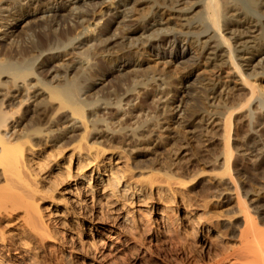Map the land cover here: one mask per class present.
Masks as SVG:
<instances>
[{
	"label": "bare ground",
	"instance_id": "6f19581e",
	"mask_svg": "<svg viewBox=\"0 0 264 264\" xmlns=\"http://www.w3.org/2000/svg\"><path fill=\"white\" fill-rule=\"evenodd\" d=\"M140 1L148 6L145 16H141L142 19L134 25L120 28L118 19L126 18ZM175 1L178 2L174 0L173 5L177 4ZM104 2L0 0V43L3 40L6 43V46L0 44V220L19 219L26 232L39 242L37 250L43 249L44 242L53 240L58 234H54L52 226L54 215L61 213V217L64 209L66 214H76L67 208L69 200L61 198V186L74 184L72 192H76L77 199L84 203L82 212H77L82 219L89 213L83 200L85 194L93 192V185L102 183L100 175L95 178L96 182L90 184L92 179L84 173L71 174L70 183L66 172H52L56 166L55 170H58V157L67 147L76 151L75 154L72 152L71 158L79 162L78 169H85L89 163L96 162L94 170L104 171L101 169H104V164L99 159L107 150L129 156L132 166L137 169L145 165L146 157L153 156L138 152L139 147L155 143L158 147L151 150L153 154L164 149L162 142H178L176 134L167 133L171 126L167 125L169 121H173L178 130L193 128L200 133L205 132L210 121L209 127H214L208 131V137L201 141V137L196 136L195 142L197 146L208 143L214 147L213 164L221 160L214 169L215 176L220 180L229 178L237 193L236 180L231 173L232 157L234 153L247 152L249 144L257 141L248 136L250 116L246 111L251 100H264V0H197L177 10L171 2V6H166L158 0H118L114 10L97 11L96 7ZM33 3L35 7L27 10L33 7ZM109 5H114L113 0ZM65 11L68 12L66 24V21L57 20L58 14ZM49 15L51 19L47 20ZM171 18L180 22L177 24L179 29L170 26ZM18 21L28 25L20 33L17 31L19 35L16 37L13 31H16ZM162 22L166 23L164 27H161ZM155 38L161 42L153 43ZM179 42L194 45L197 59L206 62L214 75L205 84L201 83V88L185 101L166 89L172 76L163 70H144V64L137 60L150 53L156 59L172 55L182 59L187 55L183 47L178 57L172 53ZM163 47H168L169 52L159 53ZM111 66L115 69H110ZM142 72L144 75L139 76L138 73ZM127 74L130 76L128 85L123 83L128 79H123ZM223 74L231 81L224 87L225 96L219 91ZM108 78L110 83L118 80L114 87L109 86L106 97L97 88H104L100 81L109 82ZM174 80L179 84L181 76ZM145 89L150 90L147 97L153 112L147 111L143 104H133ZM181 89L186 92L184 83ZM131 93L137 95L123 105V97ZM261 105L259 103L253 108L257 125L258 117L264 115ZM109 107H114L110 120L99 115ZM68 134L72 136L66 138ZM170 134L175 137L168 140ZM42 146L44 150L39 149ZM47 149L52 152L42 158L37 157L39 152L46 153ZM31 156L38 162H34ZM154 160L149 161V177L159 175L167 181L176 180L183 184L180 175L171 173L169 163L161 166L160 163L157 168L155 165L158 163L154 165ZM83 162L85 164H80ZM51 163L53 166L46 172ZM120 173H112L113 188L120 190V183L121 187L125 184V188H129L128 179ZM242 198L237 194L238 212L244 221V228L239 233L242 246L238 250H243L234 251L231 256L235 257V264H264V228L255 223L254 215ZM40 202L47 205L44 208L48 212L45 209L43 212L46 215L39 208ZM121 223L128 224L126 216L121 218ZM1 232L0 243L5 249L9 243ZM53 252L52 257H55ZM41 256H45L47 264L53 261L51 254ZM215 259L208 264H218L219 260ZM53 264H62V261L56 260Z\"/></svg>",
	"mask_w": 264,
	"mask_h": 264
},
{
	"label": "rangeland",
	"instance_id": "374dc122",
	"mask_svg": "<svg viewBox=\"0 0 264 264\" xmlns=\"http://www.w3.org/2000/svg\"><path fill=\"white\" fill-rule=\"evenodd\" d=\"M117 1L118 0H113L114 5L110 6L109 4L110 2L112 3V0H105L103 5L101 4L96 7V10L101 12H105L107 9L114 10ZM158 1L165 3L167 6L169 2L172 3L174 0ZM195 1L197 0H178V2L175 1L177 4H174V6L172 3V6L177 10L184 7L186 4L188 6L189 4L192 5ZM141 2L142 1H140V3ZM140 3L135 5L133 12L128 14L126 18L122 19L120 17L118 19L120 28L122 27L125 29L126 25H134L142 19L141 16H145L148 11V6L143 2L142 4ZM171 3L169 6H171ZM34 5L35 3L31 5L33 7L26 9L31 11V8L35 7ZM121 11L122 9L119 10V13ZM50 19L49 15L47 20ZM66 19L68 20V12L66 11L60 12L57 16V20L60 22L66 21L65 24L67 23ZM169 21L170 26L179 29L177 24L180 22L173 18L169 19ZM195 21L196 19L194 18L193 22L195 23ZM17 23L18 26H16V31H13L16 37L28 25L26 22L21 21ZM165 24V22H162L161 27H164ZM167 36L171 37L172 35L168 34ZM135 38L137 39V36ZM152 42L159 43L161 41L155 38ZM0 44L6 46L4 40ZM181 47H183L187 53L182 59L173 58V55L166 56L165 59H156L153 53H150V55L142 60L141 58H137V60L144 64V70H163L172 76V81H170V85L166 89L173 94L176 93L178 99H184L185 101L189 99L187 97H190L192 93L194 95V92L201 88V83L205 84V82L208 79H212L214 75L211 73L213 71L206 62L202 59H197L195 46L189 45L188 42H179L178 47L172 51V53H175V57H178L182 50ZM162 52L168 53L169 48H160L159 53ZM110 69L114 70L115 67L111 66ZM138 75L141 76L144 75V73H138ZM224 75L225 74L222 75L223 77L221 76L219 84V91L222 96L225 93L223 91L224 87L231 84L230 78ZM178 76H181L179 84L174 80ZM129 78L130 76L128 74L123 76V83L128 85L129 82L127 81ZM189 78L190 80H188ZM108 79L109 82L106 83L103 79L100 81L102 83L101 85H104V88H97L100 92L102 91L104 95L110 90L108 89L110 88L109 86H112L114 83L116 84L118 80L114 79L110 83V78ZM199 79L204 81H199ZM183 83L186 86V92H190L191 94H187L181 89ZM114 86L115 85H113V87ZM141 88L142 87H138V89ZM149 89L141 91L139 96H137V101L133 104H143L144 107L147 108V111L153 112V107L150 105V101L147 97L149 95ZM136 95L137 93L125 95L122 104L124 105L128 99L131 101V97ZM254 100H251L249 104L250 107L247 108L246 113L249 112L250 116V133H248V136L251 135L252 138L257 141L256 143L249 144L250 148H248L249 150L247 152L243 153L241 151L234 153L232 157L233 160L231 159V173L236 180L237 193L233 190L234 188L229 182V178L225 177L222 180L218 177L216 178L214 169H216L218 163H221V160L213 164L214 147L210 146L208 143H201L200 147L197 146L198 144L195 142L194 138L196 136L201 137V141L208 137V131L214 127L213 125L209 127L210 121L206 124L207 129L205 132L201 133L199 130L193 128H179L178 130V128L175 127L176 125H173V121H169L167 125L171 126L169 130H167V133L176 134L178 142H176V144L162 142L161 145L165 144L164 149H162L163 151L159 150L157 153L153 154H151V150L157 149L158 147L155 143L150 146L139 147L137 150L138 152L153 155L151 157H155V160L148 156L144 159L146 161L145 165L143 164L137 169L132 166V159L129 156H126L124 153L116 154V151L112 153L108 150L106 154L99 159V161L102 160L101 162L104 164V169L101 168L104 171L94 170L96 162L89 163L90 165L87 168L84 167L85 169H78L79 167L77 166H79V162L77 163L74 157L71 158L72 152L75 154L76 151H74L73 147H67L66 150H64L65 152L61 155L62 157H58V160H60L57 164L58 170H55L57 166H54L55 168H53L52 172L60 173L62 171V174L66 172L65 174H69L68 179L71 174L84 173L88 179H92L90 184L96 182L95 178L100 175V180L102 181L101 184L96 185L94 183L95 185H90L92 186L93 192L86 193L83 198L87 211H89V213L87 212L88 217L80 219L81 216L77 215V212H82L81 207L84 203L77 199L76 192H72L74 184L67 185L64 183L61 189H59L61 193L59 194L62 195L61 198L67 199V201L69 200L68 204L70 205H67L69 206L67 208H71L76 214H66L67 210L65 211L64 209V213L61 215L62 218L60 217L61 213L56 214L57 216L54 215L55 217L53 218L51 217L54 219V223L52 224L55 230L54 234H58H55V236L53 235V240H46V242H44V244L46 243V247L44 246L43 249L40 248L41 250H37L40 246L39 242L37 243L35 238L27 233L28 231L25 229L24 225L18 221L19 219H6L7 221L0 220V230L2 229V232H0L9 243L5 249L2 248V244L0 243V264H47V260L44 258L45 256H41L46 254H51V259L53 258L50 264L55 263L56 260H61L62 264H208L210 260H214L215 258V260H219L218 264H235V257L231 255L242 246L239 241V233L242 228H244V221L238 212L237 194H239L241 198L243 197V200H246V204H248L247 206H249L251 210L249 211L252 216L254 215L253 217L258 227L264 228V224L262 225V223H264V136L262 135L264 134V115L258 117L259 125H257L255 124L257 115L253 113L255 112L253 108L259 103L263 105H261V112H264V100L261 101L259 98ZM113 112L114 107H109L100 112L99 115L110 120L113 118ZM76 134L77 132L74 133V135ZM70 136L72 135L68 134L66 138ZM173 137L175 136L170 134L168 140ZM233 140L235 139L233 138ZM143 144L145 143L143 142ZM39 149L44 150V146ZM50 150L51 149H47L46 153L43 154L39 152L38 155L40 156L37 157L42 158V156H47L49 152H52V150ZM211 152L212 157H210ZM30 158L34 160V162H38L35 157L31 156ZM151 160H154V165L158 163L155 165L157 168H159L158 166L160 163V166L166 162L169 163L168 166H170L169 169L171 173L176 176L180 175V179L183 178V180H181L183 184L178 183L176 180L167 181L159 175L149 177V166H151L149 161ZM80 164L83 165L85 162ZM51 166H53V163L49 164V170L46 168V172L50 171ZM114 172H121L120 174L128 179L130 187L125 188V184L121 187L120 183L118 184L119 186L117 185L120 190L114 189L113 184L115 181L112 179V173ZM132 187H134V189H132ZM123 189L128 191H122ZM39 204L40 210H43L42 214L46 215L47 213L43 212L44 209L48 212V209H46L47 205L42 202ZM63 204L66 206L65 203ZM64 205L63 207H65ZM90 214L91 216H89ZM125 216L129 225L121 223V218ZM20 223L23 228L21 225V227H19L18 224ZM89 227H91L90 231L87 230ZM19 229L25 231L20 233L21 231ZM11 238L14 241L11 240ZM60 242H62L64 246ZM108 246L111 249H108ZM112 248L116 249L112 251ZM43 250L45 251L43 252ZM46 250L49 253H47ZM40 251H42V253ZM15 252H17V254H15ZM52 252L55 257H52Z\"/></svg>",
	"mask_w": 264,
	"mask_h": 264
}]
</instances>
